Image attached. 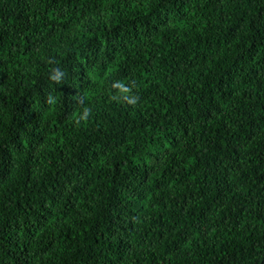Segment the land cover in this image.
I'll use <instances>...</instances> for the list:
<instances>
[{
  "label": "trees",
  "instance_id": "1",
  "mask_svg": "<svg viewBox=\"0 0 264 264\" xmlns=\"http://www.w3.org/2000/svg\"><path fill=\"white\" fill-rule=\"evenodd\" d=\"M0 264H264V0H0Z\"/></svg>",
  "mask_w": 264,
  "mask_h": 264
}]
</instances>
